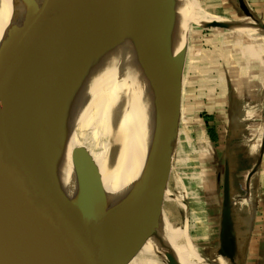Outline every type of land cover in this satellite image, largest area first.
<instances>
[{"label":"bare ground","instance_id":"6f19581e","mask_svg":"<svg viewBox=\"0 0 264 264\" xmlns=\"http://www.w3.org/2000/svg\"><path fill=\"white\" fill-rule=\"evenodd\" d=\"M163 2L165 18L157 15L151 0H77L63 19V37L35 78L39 107L77 145L85 146V136L75 129L90 127L91 138L107 137V155L117 150L110 168L101 174L104 196L97 264H117L118 257L131 246H142L146 237L169 249L174 263L211 264L190 248L185 194L177 190L173 195L168 189L175 180L167 162L146 191L139 193L133 183L160 98L155 88L165 76V53L175 32V49H184L187 26L181 32L191 18L183 0ZM0 5L11 7V0H0ZM8 22L0 17V39ZM124 83L126 88L135 86L136 93L119 88ZM24 186L29 185L0 167V243L13 226L16 196ZM153 190L172 197L184 215L181 224L167 228L156 218L155 203L150 204Z\"/></svg>","mask_w":264,"mask_h":264},{"label":"water","instance_id":"95a60500","mask_svg":"<svg viewBox=\"0 0 264 264\" xmlns=\"http://www.w3.org/2000/svg\"><path fill=\"white\" fill-rule=\"evenodd\" d=\"M76 2L11 0V17L0 39V167L29 186L17 193L13 226L0 243V264L98 261L104 196L99 173L87 151L43 113L35 96L37 72L63 37V19ZM151 3L157 15L167 17L163 0ZM20 4L28 18L13 31L14 11ZM176 35L165 53L159 102L133 176L139 193L149 189L160 173L177 121L186 44L177 51ZM156 193L153 190L150 204L155 203L160 213L163 195ZM223 194L227 202V175ZM221 248L218 257L236 264L224 240Z\"/></svg>","mask_w":264,"mask_h":264},{"label":"crops","instance_id":"0c3cea01","mask_svg":"<svg viewBox=\"0 0 264 264\" xmlns=\"http://www.w3.org/2000/svg\"><path fill=\"white\" fill-rule=\"evenodd\" d=\"M183 1L191 30L173 131L181 141L169 146L172 165L185 159L186 237L211 264H222V240L236 264H264V0Z\"/></svg>","mask_w":264,"mask_h":264},{"label":"rangeland","instance_id":"374dc122","mask_svg":"<svg viewBox=\"0 0 264 264\" xmlns=\"http://www.w3.org/2000/svg\"><path fill=\"white\" fill-rule=\"evenodd\" d=\"M35 1L39 4L42 2V0H35ZM24 8L25 7L22 4H20L18 6L19 10H17L16 12L14 11V16H15V13H16V16L14 18V28L12 29L13 31H15L18 27L23 26L24 22H26V20L28 18L27 11L23 12ZM12 15H13V12H12ZM0 17H2L3 19L9 20L11 17V7H8L7 5L6 6L0 5ZM187 24L188 23L184 24L185 26H183V28H182L183 30H182L181 34L184 33L186 26H188V30H189L188 33L190 34L191 24H189V25H187ZM189 46L191 47V44ZM2 52H4V50ZM187 58L190 60L191 55L188 54ZM196 69H195V71L191 70L188 73V77H189L188 78V80H189L188 88H190V89L192 86V81L197 80L199 78L198 72ZM126 84L127 83H124V86L119 87V88H121L122 90L128 89L130 92L136 93L137 88L135 90V86L128 85V87L129 86L131 87V89H130V87L126 88ZM161 90H162V83H160V79H159L157 81V85L155 88V92H156L158 97L161 94ZM106 94H108V93L106 92ZM154 111H155V109H154ZM79 123L81 124V121ZM79 129L80 128H78V127L75 129L76 133L77 132L80 134L83 133L85 136V138H83L84 142H82L83 145H85V146H82V148L85 149L87 151V153L89 154L94 166L96 167V169L99 173V177L101 179V174L104 171H106L108 168H110L113 160L117 157V154H118L117 150H115L113 152V154H111V156L107 155L108 151H106V150L109 148V146L107 144L108 143L107 137L101 136L98 139L96 137H95V139H93V137L91 138V135L89 133L93 130V128L91 129L90 127H88V128H83L80 130ZM177 131L178 130H175L174 133L176 134ZM85 132L88 133L89 135L88 134L86 135ZM175 134L172 135L173 139L175 138V140L177 142L179 140L181 141L180 136H179V139L177 140ZM177 135H178V132H177ZM190 139H191V137H190ZM179 145L181 148L182 144L179 143ZM172 155H173L172 148H171V146H168L166 149V152H165V159L164 160L167 162V167H168V170H169L171 177L174 178L173 180H175L174 184H170L168 186V189L170 188L169 190L172 191L171 193L174 195L175 194L174 192L177 190L184 191V189L182 187V183L178 177L177 172H178V170L182 169L181 166L183 165V161H185V159H183V161H181L180 164H178L180 159H181V154L175 155L173 157V165H172L171 164ZM93 157H95L96 159ZM189 164H191V163H189ZM161 207H162V211L160 214L159 212H157V205L155 204V206L153 208V211L155 213L154 215L156 216L157 219H159L160 221H163L165 224H167L166 225L167 228H171V227L173 228V227H175V225L178 226L179 224H181V222H182L181 220H182V217L184 215H182L179 212V209L177 208L176 204L174 203L172 197H165L164 199H161ZM186 216H187V213H185V217ZM164 243L166 244L165 241H164ZM163 248L164 247L162 245H159L158 243L153 241V239H151L150 237H146L144 240V244L142 246H139V247L134 246V248L131 246L128 248L125 255L118 257L117 258V264H168L166 254L164 253L165 251L161 250ZM217 259L218 258H213L211 260H217Z\"/></svg>","mask_w":264,"mask_h":264}]
</instances>
